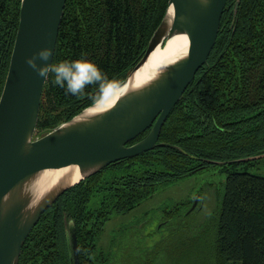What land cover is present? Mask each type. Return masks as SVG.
Segmentation results:
<instances>
[{"label": "trees", "instance_id": "trees-1", "mask_svg": "<svg viewBox=\"0 0 264 264\" xmlns=\"http://www.w3.org/2000/svg\"><path fill=\"white\" fill-rule=\"evenodd\" d=\"M168 2L67 0L52 65L85 61L99 69L102 81L72 95L66 84L55 85L49 73L36 137L69 121L126 79L144 55ZM235 4L227 0L207 63L162 128L159 142L171 146L111 164L66 191L31 231L19 264H74L70 228L76 232L80 264H161L159 253L150 251L139 236L137 251L113 241L108 253L95 256L104 224L113 213L137 208L159 185L214 166L227 174L213 238L215 264H264V158L212 163L264 154V0H239L234 17ZM20 7L21 0H0V97ZM165 217L180 215L172 211ZM142 231L137 227V234ZM176 253L175 263L181 259Z\"/></svg>", "mask_w": 264, "mask_h": 264}, {"label": "water", "instance_id": "water-1", "mask_svg": "<svg viewBox=\"0 0 264 264\" xmlns=\"http://www.w3.org/2000/svg\"><path fill=\"white\" fill-rule=\"evenodd\" d=\"M67 0H21L19 27L0 97V264H19L24 243L42 215L66 191L109 165L158 146L162 128L183 94L207 63L227 0H169L148 47L126 79L114 104L96 101L42 137H36L47 78ZM239 0H236L234 17ZM177 35L187 49L146 79L141 71L154 51ZM49 51L48 60L40 54ZM34 59L37 68L29 65ZM112 91V90H111ZM109 93V92H108ZM140 141L130 144L148 131ZM264 158V154L226 165ZM53 174H55L53 176ZM74 264L79 263L74 228L69 230Z\"/></svg>", "mask_w": 264, "mask_h": 264}, {"label": "rangeland", "instance_id": "rangeland-1", "mask_svg": "<svg viewBox=\"0 0 264 264\" xmlns=\"http://www.w3.org/2000/svg\"><path fill=\"white\" fill-rule=\"evenodd\" d=\"M226 176L221 166H214L159 185L156 193L134 210L110 216L94 255L108 253L113 241L137 251L142 240L150 251L159 253L161 264H215L213 238ZM172 211L180 217L167 219L165 214ZM137 227L139 231L143 228L140 235ZM175 253L181 257L179 263L172 260Z\"/></svg>", "mask_w": 264, "mask_h": 264}, {"label": "clouds", "instance_id": "clouds-1", "mask_svg": "<svg viewBox=\"0 0 264 264\" xmlns=\"http://www.w3.org/2000/svg\"><path fill=\"white\" fill-rule=\"evenodd\" d=\"M50 56L49 51H44L40 54V59L48 60ZM29 65L37 68L34 59L28 61ZM39 75L47 78L48 73L54 74L53 83L60 87H66V92L72 95H79L83 92L86 85L98 83L102 81V74L99 69L85 61H75L71 64L60 63L59 65H52L38 70ZM102 87V84H100Z\"/></svg>", "mask_w": 264, "mask_h": 264}, {"label": "bare ground", "instance_id": "bare-ground-1", "mask_svg": "<svg viewBox=\"0 0 264 264\" xmlns=\"http://www.w3.org/2000/svg\"><path fill=\"white\" fill-rule=\"evenodd\" d=\"M188 39L184 35H177L166 41L164 46L158 47L151 55L149 61L141 71L140 79H146L160 70L166 63L174 59L179 53L187 49ZM122 89L115 88L101 97L97 103L96 109H105L118 99ZM55 174H53L54 176Z\"/></svg>", "mask_w": 264, "mask_h": 264}]
</instances>
